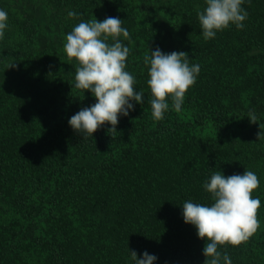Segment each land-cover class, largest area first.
Returning a JSON list of instances; mask_svg holds the SVG:
<instances>
[{"label":"trees","instance_id":"1","mask_svg":"<svg viewBox=\"0 0 264 264\" xmlns=\"http://www.w3.org/2000/svg\"><path fill=\"white\" fill-rule=\"evenodd\" d=\"M206 0H0V264H204L207 240L183 219L186 201L211 206V175L253 171L260 228L221 246L232 264H264V0H244L243 29L205 40ZM76 13L70 17L69 12ZM121 19L126 71L143 102L84 138L69 125L96 103L75 87L66 35L80 22ZM113 42L111 39L108 41ZM183 51L200 65L180 112L152 117L144 55ZM16 63L15 67L9 65ZM256 115L255 124L248 114ZM261 133L258 138V134ZM223 264V260H221Z\"/></svg>","mask_w":264,"mask_h":264},{"label":"clouds","instance_id":"2","mask_svg":"<svg viewBox=\"0 0 264 264\" xmlns=\"http://www.w3.org/2000/svg\"><path fill=\"white\" fill-rule=\"evenodd\" d=\"M244 0H206V7L198 12V19L205 40L213 39L216 33L234 24L243 29L248 13L242 8ZM70 17L76 13L69 12ZM8 14L0 9V40H3L8 27ZM118 17H107L103 21L96 18L78 23L66 35L64 51L69 60L75 59L78 66L75 74V87L88 91L96 98V103L82 108L68 121L70 127L84 138L93 136L103 125L110 124L109 133H115L121 115L127 116L134 109L130 101L143 102V93L135 89V77L126 71V61L130 49L124 46L120 37L129 38V32L122 27ZM113 42L110 44L108 41ZM148 69L152 99V117L159 121L169 109V98L173 109L181 111L187 91L196 83L200 65H190L188 54L183 51L163 53L159 48L144 55ZM16 63L9 65L15 67ZM255 124L257 117L248 114ZM261 133L258 134V138ZM260 186V180L253 171L224 176L215 172L203 185L214 201L211 206L186 201L183 204V219L196 228L200 239L207 240L203 249L204 264H232L227 253L219 247H238L245 244L260 228L258 210L261 201L252 193ZM131 258L135 264H154L156 256L146 251L138 259L135 251Z\"/></svg>","mask_w":264,"mask_h":264}]
</instances>
